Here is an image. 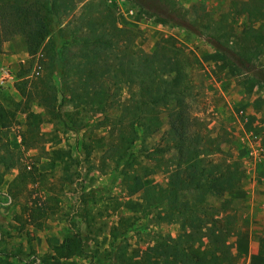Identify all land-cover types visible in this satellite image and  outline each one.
<instances>
[{"label": "rangeland", "instance_id": "rangeland-1", "mask_svg": "<svg viewBox=\"0 0 264 264\" xmlns=\"http://www.w3.org/2000/svg\"><path fill=\"white\" fill-rule=\"evenodd\" d=\"M72 1L59 0L61 27L67 23H70L68 30L81 27V11L87 2L101 5L102 11L93 12L94 18H106L103 2L109 5L105 0ZM233 1L247 0H125L122 12L109 8L118 27L131 33L134 49L150 54L162 38H171L192 60L191 69L184 75L191 86V95L186 97L188 110L198 123L194 130L200 128L212 137L223 134L225 142L212 159L233 162L244 173L239 190L225 195V199L232 201L237 215L229 239L232 253L236 264H264V257L257 255L258 239L264 237V107L255 112L251 106L253 99L262 97L263 85L258 84L251 97L245 96L237 78L218 70L220 55L225 52L233 57L237 48L219 45L211 39L239 35L241 19H231ZM5 39L0 46V105L13 111L15 117L9 127L0 128V157L13 164L0 185V264H111L114 258L109 233L115 227L119 231L114 247L125 246L134 258H139L159 236L176 237L179 224L167 218L164 208L144 212L140 194L128 195L116 171L100 172L99 151L85 155L81 142L89 135H105L110 140L107 127L97 129L102 117L85 112L76 115L67 103L53 112L41 106L33 87L47 74L46 53L27 52L19 35ZM78 50L68 46L66 56L73 60ZM108 59L113 63L111 57ZM37 64L41 71L35 76L33 70ZM262 67L264 55L254 62L255 70ZM67 68L64 66V70ZM60 76L55 75L53 80L58 86L62 84ZM19 87H24V97ZM119 98L121 102L127 98L124 87ZM25 106L29 107L28 112L39 114L42 119L35 138L26 132ZM166 116L165 110L158 114V133L144 140V145L138 142L136 151L142 145H163ZM22 136L29 144H36L35 147L23 145ZM253 136L256 139H251ZM166 158L162 169L145 178L146 185L166 184L172 163L169 156ZM31 166L40 174L36 183L13 200L7 198L5 193L18 169L28 170ZM185 198L192 200L189 194L179 196L180 201ZM36 200L47 208V217L39 230L28 224L27 214L22 211L23 206H31ZM72 233L82 238L84 254L68 260H52L50 245L58 244Z\"/></svg>", "mask_w": 264, "mask_h": 264}, {"label": "trees", "instance_id": "trees-1", "mask_svg": "<svg viewBox=\"0 0 264 264\" xmlns=\"http://www.w3.org/2000/svg\"><path fill=\"white\" fill-rule=\"evenodd\" d=\"M103 4L105 19L93 16V12L102 11L100 4L87 2L81 11L84 24L68 30L70 23L61 27L59 0H0V46L5 38L19 35L27 52L46 53L47 74L33 87L39 104L53 112L67 103L76 115L85 112L102 117L97 129L107 127L110 140L105 135H89L81 142L85 155L99 151L101 173L116 171L128 195L140 194L144 212L164 208L167 218L179 224L176 237L159 236L139 258L128 253L125 246L114 247L119 230L112 228L111 264H236L229 239L237 215L225 195L239 190L244 173L233 162L212 159L225 142L223 134L212 137L200 128L194 130L198 123L188 110L186 97L191 95V86L184 75L191 69L192 60L171 38H162L150 54L134 49L131 33L118 27L114 14ZM230 6L231 19H241L239 35L211 39L219 45L235 47L238 52L233 57L222 53L218 70L237 78L247 97L252 96L258 84L263 85L262 97H256L251 104L259 112L264 107V67L255 70L254 62L264 55V0L233 1ZM68 46L79 49L73 60L66 56ZM64 66H68L67 70ZM55 75H61V86L53 82ZM121 87L127 92L122 102ZM18 90L24 97V87ZM28 109L25 106L24 111ZM163 110L167 112L163 145L143 146L144 140L158 133V114ZM14 117L13 111L0 105L1 129L9 127ZM27 120L26 132L37 137L40 115L28 112ZM138 142L143 145L136 151ZM22 143L27 148L36 145L26 142L25 136ZM167 154L172 163L166 184L146 185L145 178L162 169ZM12 168L13 164L0 157V185ZM39 175L34 166L18 169L5 196L13 200L33 186ZM182 194H189L192 200L180 201ZM46 209L39 200L22 207L28 224L38 230L47 217ZM50 251L55 261L80 257L84 254L83 240L78 233H72L51 245ZM257 255L264 257V237L258 239Z\"/></svg>", "mask_w": 264, "mask_h": 264}, {"label": "built area", "instance_id": "built-area-1", "mask_svg": "<svg viewBox=\"0 0 264 264\" xmlns=\"http://www.w3.org/2000/svg\"><path fill=\"white\" fill-rule=\"evenodd\" d=\"M107 5H109V7L115 8L117 11L122 12L123 11V2L125 0H105ZM130 13H132V11H130ZM41 71V67L40 65H35L34 70H33V74L35 76H38L40 74ZM251 139H256V136L251 137Z\"/></svg>", "mask_w": 264, "mask_h": 264}, {"label": "crops", "instance_id": "crops-1", "mask_svg": "<svg viewBox=\"0 0 264 264\" xmlns=\"http://www.w3.org/2000/svg\"><path fill=\"white\" fill-rule=\"evenodd\" d=\"M263 150H264V149H263ZM61 241H62V240H61ZM61 241H60V242H61ZM60 242H59V243H60ZM59 243H58V244H59ZM54 245H57V244H54ZM50 246H51V245H50ZM49 249H50V247H49ZM50 252H51V251H50ZM51 259H52V258H51ZM52 260H53V259H52ZM62 260H68V259H62ZM54 261H55V260H54ZM56 261H58V260H56Z\"/></svg>", "mask_w": 264, "mask_h": 264}]
</instances>
